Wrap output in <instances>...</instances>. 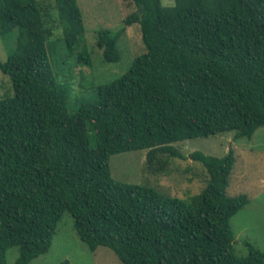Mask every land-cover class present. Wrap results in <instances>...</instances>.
<instances>
[{"label":"trees","instance_id":"1","mask_svg":"<svg viewBox=\"0 0 264 264\" xmlns=\"http://www.w3.org/2000/svg\"><path fill=\"white\" fill-rule=\"evenodd\" d=\"M129 1L124 25L98 30L95 43L117 62L119 37L137 23L145 51L71 112L48 43L59 25L65 53L80 46L77 0H54L55 12L40 0H0V35L16 31L0 60L12 84L0 99V264L11 246L15 264L47 252L64 211L91 251L108 247L122 264H264L249 241L243 257L233 246L230 218L249 198L226 191L232 148L188 154L207 183L187 199L117 180L109 166L115 153L146 149L145 170L160 173L183 156L177 141L251 138L264 125V0ZM90 60L83 46L76 62Z\"/></svg>","mask_w":264,"mask_h":264},{"label":"rangeland","instance_id":"2","mask_svg":"<svg viewBox=\"0 0 264 264\" xmlns=\"http://www.w3.org/2000/svg\"><path fill=\"white\" fill-rule=\"evenodd\" d=\"M55 12L54 0H40ZM84 23V34L80 46L66 54L61 39V26L52 28L49 38V60L58 80L67 90V105L74 112L80 104L94 102L96 86L121 75L132 59L145 51L137 23L126 25L117 41L120 59L107 62L96 41L98 30L122 27L124 17L135 9L129 0H77ZM163 5H172L174 0H161ZM58 21V20H56ZM52 23H50L51 25ZM16 31L0 35V60L4 61L15 48ZM60 37V38H59ZM85 46L90 54V63L76 62V57ZM12 94L9 76L0 70V99ZM183 155L173 157L166 170L147 172L145 170L146 149L115 153L109 158L113 178L135 184H149L160 192L187 199L197 194L207 183V175L200 162L193 161L188 154L193 150L223 156L229 148L234 152V164L230 172L226 191L230 195L246 194L248 204L230 218L233 232V246L237 256L248 253L245 245L264 250V125L256 128L251 138H234L233 131L208 136H198L173 143ZM18 248L11 246L6 253V264H15ZM122 264L111 249L99 246L91 251L80 240L71 214L64 211L57 222L50 248L32 259L29 264Z\"/></svg>","mask_w":264,"mask_h":264}]
</instances>
